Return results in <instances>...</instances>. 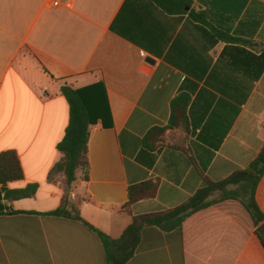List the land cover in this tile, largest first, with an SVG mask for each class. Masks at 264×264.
I'll return each instance as SVG.
<instances>
[{
    "label": "crops",
    "instance_id": "obj_1",
    "mask_svg": "<svg viewBox=\"0 0 264 264\" xmlns=\"http://www.w3.org/2000/svg\"><path fill=\"white\" fill-rule=\"evenodd\" d=\"M57 1L0 0V154L16 152L24 172L7 188L39 186L1 202L0 264H107L96 231L119 240L134 217L229 182L264 148V0H184L171 13L155 0ZM97 84L112 126L91 128L89 170L70 197L95 231L47 214L66 192L64 175L50 178L70 121L62 88ZM146 182L153 195L124 210L130 187ZM244 188L214 192L181 240L145 229L127 264H264L251 215L232 197ZM255 200L264 215V176Z\"/></svg>",
    "mask_w": 264,
    "mask_h": 264
},
{
    "label": "trees",
    "instance_id": "obj_2",
    "mask_svg": "<svg viewBox=\"0 0 264 264\" xmlns=\"http://www.w3.org/2000/svg\"><path fill=\"white\" fill-rule=\"evenodd\" d=\"M155 2L167 12H173L174 7H179L184 0H155ZM182 10H180L181 12ZM63 96L70 107V121L66 129L63 141L58 145L61 160L54 166L50 178L56 174H62L66 181V192L61 205L55 211L48 213L49 216L66 218L85 223L80 215V208L74 204L71 197V189L78 179L80 171L88 173V144L90 130L98 123L104 127L112 126L110 104L105 86L97 84L83 89H73L70 86L62 88ZM264 176V148L255 162L246 170L238 172L229 182L220 185L207 183L194 197L182 206L173 210L146 214L134 217L133 223L127 228L119 240H112L105 234L96 231L107 252V264H127L137 252L140 251V243L145 229L157 227L165 233L178 234L182 238L183 225L188 217L204 210L210 206V196L220 190L228 183H243L245 188L240 194H233V199L241 201L251 215L256 233L264 245V215L259 210L255 192L259 181ZM24 179V172L16 152L10 151L0 154V184L2 185V197L0 193V204L3 201L13 202L21 199L35 197L39 186L31 185L21 190H9L8 183L19 182ZM86 179L88 176L86 175ZM156 186L152 182H146L129 189L130 202L124 207L128 211L130 207L147 196H152ZM2 207V206H1ZM0 207V213L3 209Z\"/></svg>",
    "mask_w": 264,
    "mask_h": 264
},
{
    "label": "built area",
    "instance_id": "obj_3",
    "mask_svg": "<svg viewBox=\"0 0 264 264\" xmlns=\"http://www.w3.org/2000/svg\"><path fill=\"white\" fill-rule=\"evenodd\" d=\"M61 5V3L57 0H54L53 6L54 7H59Z\"/></svg>",
    "mask_w": 264,
    "mask_h": 264
},
{
    "label": "water",
    "instance_id": "obj_4",
    "mask_svg": "<svg viewBox=\"0 0 264 264\" xmlns=\"http://www.w3.org/2000/svg\"><path fill=\"white\" fill-rule=\"evenodd\" d=\"M149 61H153V60L149 59ZM262 229H264V226L262 227Z\"/></svg>",
    "mask_w": 264,
    "mask_h": 264
}]
</instances>
